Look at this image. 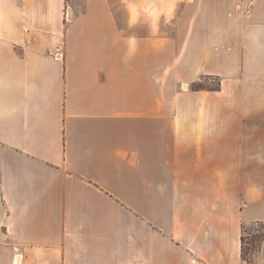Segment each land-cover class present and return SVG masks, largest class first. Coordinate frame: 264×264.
Segmentation results:
<instances>
[{"label": "crops", "instance_id": "0c3cea01", "mask_svg": "<svg viewBox=\"0 0 264 264\" xmlns=\"http://www.w3.org/2000/svg\"><path fill=\"white\" fill-rule=\"evenodd\" d=\"M67 1L0 0V264H264V0ZM199 8L237 19L171 68L219 88L165 85Z\"/></svg>", "mask_w": 264, "mask_h": 264}, {"label": "rangeland", "instance_id": "374dc122", "mask_svg": "<svg viewBox=\"0 0 264 264\" xmlns=\"http://www.w3.org/2000/svg\"><path fill=\"white\" fill-rule=\"evenodd\" d=\"M111 4L115 7L124 6V3L121 0H110ZM71 4V1H67V5ZM75 5H77V11L82 9V1L76 0ZM182 9V8H180ZM194 9V8H192ZM200 12L197 13H167L163 15L164 22V60H165V85H178L180 87H186L188 73L186 70L175 71L172 70L171 65L173 64V60L176 57H181L182 62L184 61L185 67L188 64H195L198 60L202 59V55L206 50L210 51H218L219 46H203L202 42L206 38V33L212 35L213 38H216L214 35L217 34V31L214 27L221 22L232 21L237 19L236 15L233 14H221L215 13L204 9H197ZM171 11V10H170ZM119 20L124 21L125 15L120 12ZM73 15L66 14L64 15V23L66 24ZM238 17V15H237ZM132 20H135L132 17ZM193 24V26H192ZM193 27V28H191ZM208 28V29H205ZM192 34L196 38V41L201 42L197 43V45L193 43L187 44V38ZM176 38V41H179V45L175 43L173 45L172 39ZM177 61V59H176ZM219 78L216 76H206L199 77L194 81V83H190L187 87L191 90H217L219 88ZM231 116V115H229ZM264 234V224L256 223L252 224L243 229L241 238L243 237V243L241 241V250H243V256L248 262H253V256L259 250L260 243ZM242 254V252H241ZM242 257V256H241ZM245 261V260H244Z\"/></svg>", "mask_w": 264, "mask_h": 264}, {"label": "trees", "instance_id": "16d2710c", "mask_svg": "<svg viewBox=\"0 0 264 264\" xmlns=\"http://www.w3.org/2000/svg\"><path fill=\"white\" fill-rule=\"evenodd\" d=\"M241 241H242V243H243V237L241 238ZM243 250H244V249L242 248V250H241V252H242V254H241L242 259L245 260V261H247V260L245 259V257L243 256ZM247 262H248V261H247Z\"/></svg>", "mask_w": 264, "mask_h": 264}]
</instances>
